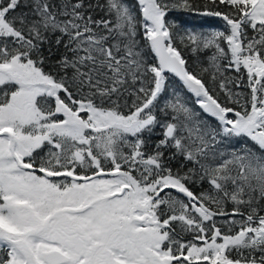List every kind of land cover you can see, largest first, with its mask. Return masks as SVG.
<instances>
[{"label":"snow or ice","instance_id":"1","mask_svg":"<svg viewBox=\"0 0 264 264\" xmlns=\"http://www.w3.org/2000/svg\"><path fill=\"white\" fill-rule=\"evenodd\" d=\"M0 264H264V0H0Z\"/></svg>","mask_w":264,"mask_h":264},{"label":"trees","instance_id":"2","mask_svg":"<svg viewBox=\"0 0 264 264\" xmlns=\"http://www.w3.org/2000/svg\"><path fill=\"white\" fill-rule=\"evenodd\" d=\"M191 21H199L201 18L199 17H189L187 18ZM206 19V22L209 23V24H212L214 26H218V27H221L223 26V21L218 19V18H205Z\"/></svg>","mask_w":264,"mask_h":264}]
</instances>
